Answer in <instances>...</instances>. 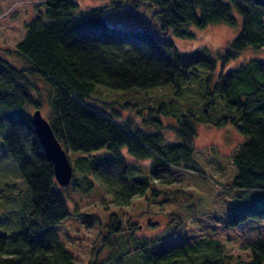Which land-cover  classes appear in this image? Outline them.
<instances>
[{"label": "trees", "instance_id": "1", "mask_svg": "<svg viewBox=\"0 0 264 264\" xmlns=\"http://www.w3.org/2000/svg\"><path fill=\"white\" fill-rule=\"evenodd\" d=\"M149 1L159 7L161 34L108 24L103 8L80 9L75 0H43L44 7L25 23V35L13 50L26 64L14 65L0 54V187L9 195L27 189L32 205L19 216V228L0 232V264H75L57 230L73 215L64 191L85 194L97 183L116 205L128 206L145 196L152 182H169L175 168L201 172L193 158L199 124L231 125L238 132L243 140L232 156L237 169L233 186L260 192L263 200L231 210L228 226L264 219V60L250 59L214 82L207 77L192 91L191 97L198 95L193 101L168 96L160 101L159 95L169 85L182 93L180 82L199 75L197 66L211 69L216 61L206 48L181 51L172 35L192 38L190 26L225 23L239 26L225 61L248 47L262 49L264 0ZM38 78L48 87L46 97ZM106 88L152 89L156 104L146 116L142 111L137 117L124 115L105 97ZM47 101L44 116L73 166L66 186L56 181L32 121L35 109L42 111ZM164 127L175 129L179 140L165 142L159 130ZM124 146L134 156L149 158L150 175L136 174L144 165L129 161L121 151ZM8 202V209H16L11 198ZM102 202L107 207V201ZM75 215L88 229L103 223L97 213ZM108 216L105 246L125 228L117 214ZM159 242L156 237L139 241L117 255L85 264H264V237L244 245L248 259L235 257L214 236H198L197 241L181 237L166 246Z\"/></svg>", "mask_w": 264, "mask_h": 264}, {"label": "rangeland", "instance_id": "2", "mask_svg": "<svg viewBox=\"0 0 264 264\" xmlns=\"http://www.w3.org/2000/svg\"><path fill=\"white\" fill-rule=\"evenodd\" d=\"M75 1L80 9L103 8L104 18L108 24L123 28L147 29L161 34V21L157 14L159 7L149 0ZM43 7V0H0V54L14 65L26 64L13 50L16 43L25 35V23L32 20ZM190 29L195 33L192 38L181 39L172 35L176 45L181 51L206 48L215 57V65L211 69L202 65L197 66L201 70L200 74H191L189 79L180 82L182 91L180 94L175 93L177 87L175 89L170 87L173 85L162 87L168 90L159 94L160 101L167 100V96L193 101L198 99V95L196 98L195 95L191 97L192 91L197 92L201 83L206 82L207 77L210 76L214 82L221 73L238 68L250 59L264 60V48L252 47L240 51L233 58L224 60L223 55L230 47L239 26L211 23L204 28L190 26ZM36 82L46 97L47 85L39 78ZM152 91V89H133L124 92L106 88L104 95L112 101L113 108L121 110L124 115L132 113L135 117L140 111L145 116L148 115L149 109L156 104L151 96ZM126 103L132 111L124 109ZM48 108L47 101L42 107L43 115L47 116ZM159 130L163 132L165 142L179 140L175 129L164 127ZM197 130L193 158L202 173L193 169L175 168L168 176L169 182H152L147 194L136 197L128 206L116 205L107 189L97 183L93 190L85 194L73 191L67 194L64 191L73 215L64 219L57 226V230L74 257L75 264L101 261L109 255L126 251L129 246H134L139 241L151 240L155 237L160 241L158 245L166 246L181 237H191L192 240L197 241L198 236H214L220 239L235 257L249 258L250 253L244 249V245L264 237V219H249L237 227H230L227 224L231 210L257 205L262 200L260 192L240 190L233 186L237 169L232 162V156L239 145L237 143L243 138L231 125L219 128L209 124H199ZM121 151L129 161L144 165L140 170H135L136 174L150 175L149 158L142 159L130 154L127 146L122 147ZM152 189H158L156 194ZM15 192L17 195H9L8 189L1 190L0 187V232L19 228V216L24 213V209L28 213L29 207L32 206L27 189L21 190L20 193ZM9 198L11 202L16 203V209H8ZM102 199L107 201V207ZM76 212L97 213L103 223L88 229L78 215H75ZM109 213L117 214L125 228L112 236V245L105 246L103 239L109 230L106 226ZM133 225L137 228L130 229L129 227ZM177 226L181 229L176 231Z\"/></svg>", "mask_w": 264, "mask_h": 264}, {"label": "water", "instance_id": "3", "mask_svg": "<svg viewBox=\"0 0 264 264\" xmlns=\"http://www.w3.org/2000/svg\"><path fill=\"white\" fill-rule=\"evenodd\" d=\"M32 121L37 136L42 142L45 151L53 164L56 181L61 186L69 185L73 176V166L69 159L68 152L57 139L50 122L44 117L39 108L35 109L33 112Z\"/></svg>", "mask_w": 264, "mask_h": 264}]
</instances>
